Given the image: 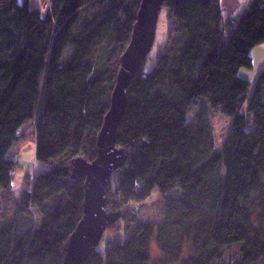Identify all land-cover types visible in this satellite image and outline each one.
<instances>
[{
	"label": "trees",
	"instance_id": "obj_1",
	"mask_svg": "<svg viewBox=\"0 0 264 264\" xmlns=\"http://www.w3.org/2000/svg\"><path fill=\"white\" fill-rule=\"evenodd\" d=\"M221 2L164 1L168 40L127 89L117 133L125 160L106 188L107 210L121 218L107 228L104 251L103 238L82 264H152L153 242L159 264H264V73L250 99L239 74L264 44V0L234 24ZM141 3L50 0L43 16L31 0H0V190L12 196L20 167L12 149L29 121L37 161L51 165L27 179L23 222L0 225V264H63L84 205L85 179L72 163L95 160ZM216 114L232 120L219 146ZM156 189L165 217L144 221L135 205ZM233 248L237 260L225 263Z\"/></svg>",
	"mask_w": 264,
	"mask_h": 264
},
{
	"label": "water",
	"instance_id": "obj_2",
	"mask_svg": "<svg viewBox=\"0 0 264 264\" xmlns=\"http://www.w3.org/2000/svg\"><path fill=\"white\" fill-rule=\"evenodd\" d=\"M164 1L142 0L131 41L120 60L110 109L97 137L95 160L78 158L72 163L73 176L85 179L84 205L63 264H82L88 250L100 243L107 228L121 218L120 213L108 212L106 188L124 164L125 151L117 146V133L127 109V89L154 47Z\"/></svg>",
	"mask_w": 264,
	"mask_h": 264
},
{
	"label": "rangeland",
	"instance_id": "obj_3",
	"mask_svg": "<svg viewBox=\"0 0 264 264\" xmlns=\"http://www.w3.org/2000/svg\"><path fill=\"white\" fill-rule=\"evenodd\" d=\"M24 0H20L23 2ZM34 7L40 8L43 12V16L46 15V11L51 6L50 0H31ZM252 0H222L221 8L225 21L232 18L236 23L243 17L245 11L250 7ZM169 19L167 12L162 10L156 33V40L151 53L148 55L146 71L150 72L156 65L157 54L160 49H163L168 40L169 35ZM253 59V67L250 69L243 68L240 70V77L247 80L251 84L248 98L250 99L259 77L264 73V44L257 46L251 53ZM248 99V100H249ZM248 104V102H247ZM244 107V112L248 115L249 120H252V116L247 112V106ZM197 109H191L188 114V120L191 121L196 115ZM211 122L213 125V133L217 143V146L222 143L228 130L231 126V118L224 115H211ZM249 127V126H248ZM37 140H36V120L27 122L19 131V141H17L12 149V154L16 158V162L20 165L19 169L15 172V179L13 182L12 196L5 194L0 190V225L9 221L15 222L17 225L23 222V218L26 217L25 212L22 211L20 205L24 191L29 188L27 179L32 182L35 176L45 173L50 169L51 165L46 162H40L36 159ZM180 193L178 189L174 190L168 195L170 198H174ZM166 198L156 189L153 195L143 202L142 204L135 205L136 211L139 213L140 219L146 221L160 222L163 220ZM28 226V225H27ZM23 225L22 227H27ZM126 236H123V241ZM108 242V237L105 235L104 241H102L101 250L104 251ZM151 254L153 258L152 264H159L160 258L163 257L161 252L156 247V243H152ZM228 256L230 258L228 259ZM238 253L236 249H231L227 252L225 263L228 261L237 260Z\"/></svg>",
	"mask_w": 264,
	"mask_h": 264
},
{
	"label": "built area",
	"instance_id": "obj_4",
	"mask_svg": "<svg viewBox=\"0 0 264 264\" xmlns=\"http://www.w3.org/2000/svg\"><path fill=\"white\" fill-rule=\"evenodd\" d=\"M229 21H230V22H229ZM229 21H228L229 23L234 24V22H233L231 19H229Z\"/></svg>",
	"mask_w": 264,
	"mask_h": 264
},
{
	"label": "crops",
	"instance_id": "obj_5",
	"mask_svg": "<svg viewBox=\"0 0 264 264\" xmlns=\"http://www.w3.org/2000/svg\"><path fill=\"white\" fill-rule=\"evenodd\" d=\"M229 19H231L232 20V18H229ZM229 21V20H228ZM234 23H235V21L234 20H232ZM230 22V21H229Z\"/></svg>",
	"mask_w": 264,
	"mask_h": 264
}]
</instances>
